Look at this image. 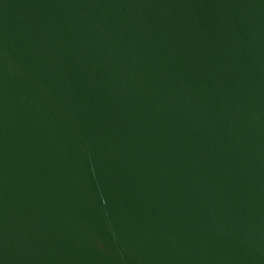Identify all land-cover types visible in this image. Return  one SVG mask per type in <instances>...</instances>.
Here are the masks:
<instances>
[{
  "label": "water",
  "instance_id": "obj_1",
  "mask_svg": "<svg viewBox=\"0 0 264 264\" xmlns=\"http://www.w3.org/2000/svg\"><path fill=\"white\" fill-rule=\"evenodd\" d=\"M0 264H264V0H0Z\"/></svg>",
  "mask_w": 264,
  "mask_h": 264
}]
</instances>
